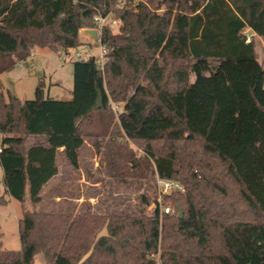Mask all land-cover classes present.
<instances>
[{
  "label": "trees",
  "instance_id": "obj_1",
  "mask_svg": "<svg viewBox=\"0 0 264 264\" xmlns=\"http://www.w3.org/2000/svg\"><path fill=\"white\" fill-rule=\"evenodd\" d=\"M117 2L0 0V75L77 49L97 12L122 22L102 32L104 72L72 63L71 100L0 86V207L21 205V249L0 243V264H264V62L246 42L264 46V0ZM93 151L101 189L84 196L62 167L92 180ZM157 178L185 188L162 200L173 214L157 195L147 212Z\"/></svg>",
  "mask_w": 264,
  "mask_h": 264
},
{
  "label": "rangeland",
  "instance_id": "obj_2",
  "mask_svg": "<svg viewBox=\"0 0 264 264\" xmlns=\"http://www.w3.org/2000/svg\"><path fill=\"white\" fill-rule=\"evenodd\" d=\"M115 32L117 30H114ZM81 40L83 45L77 48V51L84 54L90 52L94 55L100 53V45L98 42H94L86 34L81 32ZM92 44V48L89 47ZM258 59L260 62H264V51L262 45L257 42L256 46ZM47 53L49 50H47ZM39 52V50L37 51ZM73 62H63L61 58L54 53L50 58H35L31 63L29 62H18L11 70L3 73L1 80L3 86L1 88L5 93L8 91L18 96L21 100H33L35 98V91L40 81L44 83V94L45 96H51L56 100H71L72 89H73V73H72ZM113 107V106H112ZM121 107V105H120ZM137 155L142 156L143 152L136 149ZM86 154L85 158L88 162L94 166L92 169L94 174L93 178L88 179L84 170L80 172L68 173L66 168L62 167L63 177L65 180L74 181L77 185L81 186L84 196L91 189L97 187L101 189V183H94L101 179V175L98 172L100 166V157ZM3 170L0 166V196L4 193V178ZM153 194H149L150 202L147 207V212H150L155 205L156 195L158 198L157 190H154ZM155 193V194H154ZM84 199V197H83ZM81 199V202L83 201ZM91 203L94 205L96 200L91 199ZM21 219V205L17 201L9 202L6 206L0 207V243L3 249L18 251L21 249L20 235H19V220ZM36 264H44L42 255L37 256Z\"/></svg>",
  "mask_w": 264,
  "mask_h": 264
},
{
  "label": "built area",
  "instance_id": "obj_3",
  "mask_svg": "<svg viewBox=\"0 0 264 264\" xmlns=\"http://www.w3.org/2000/svg\"><path fill=\"white\" fill-rule=\"evenodd\" d=\"M126 0H118L116 8H119ZM122 25L121 20L115 18L113 14L104 16L100 12H97V14L93 18V27L89 29H93L97 32L98 36V43L100 45V53L98 55H94L90 52H86L84 54L77 51V49H68L66 51H58L57 55L61 58L63 62H75V61H86L89 59H93L95 63L97 64L100 71L104 72L105 64L109 61L107 58L108 55V48L101 44V36L102 32L106 27H111L113 30H118L119 27ZM247 33V30H246ZM247 43H251V37L247 35ZM113 110L116 111L118 109L117 105H113ZM156 190L158 193L157 198V205L160 210V214H173L175 211L170 208H163L162 206V200L165 196L171 195L175 192L184 193L185 188L180 183L172 180H162L157 178L156 181ZM153 259H155L156 264H162L161 258H160V250L156 255H152Z\"/></svg>",
  "mask_w": 264,
  "mask_h": 264
},
{
  "label": "crops",
  "instance_id": "obj_4",
  "mask_svg": "<svg viewBox=\"0 0 264 264\" xmlns=\"http://www.w3.org/2000/svg\"><path fill=\"white\" fill-rule=\"evenodd\" d=\"M82 32V34H85V30H82L81 31ZM248 36H250L251 37V39H252V37H255V39H256V42H258L259 41V43L262 45V48L264 47L263 46V42H262V39L260 38V37H258V36H256L252 31H250V30H247V33H246ZM39 50V52H37ZM48 49H40V48H36L34 51H33V53H32V55H31V57H29L27 60H26V62H29V63H31V62H33L34 60H35V58H43V59H48V58H50L52 55H54V53L53 52H51L50 50H49V52H51V53H47L48 51H47ZM257 51V50H256ZM257 56H258V54H257ZM259 60V59H258ZM72 73H73V65H72ZM2 78H3V74H1L0 75V85L1 86H3V84H2V82H1V80H2ZM9 92V91H8ZM71 94H72V92H71ZM18 97V96H17ZM49 97H51V96H49ZM19 98V97H18ZM53 98V97H52ZM20 99V98H19ZM55 99V98H54ZM21 100V99H20ZM22 101H27V100H22ZM65 101H69V100H65ZM63 149H59V151H62ZM2 170H3V168H2ZM82 171V170H81ZM3 175H4V171H3ZM3 178H4V176H3ZM4 191H5V186H4V189H3ZM8 198V200H9V202H12L13 200L11 199V198H9V197H7Z\"/></svg>",
  "mask_w": 264,
  "mask_h": 264
},
{
  "label": "water",
  "instance_id": "obj_5",
  "mask_svg": "<svg viewBox=\"0 0 264 264\" xmlns=\"http://www.w3.org/2000/svg\"><path fill=\"white\" fill-rule=\"evenodd\" d=\"M83 15V13H82ZM82 20L84 21L83 17H82ZM85 34L87 36H89L91 39H93L94 42H98V36H97V32L93 29H85ZM103 106V97H102V93L101 91L98 92V99H97V102H96V106L95 108L96 109H100L102 108Z\"/></svg>",
  "mask_w": 264,
  "mask_h": 264
}]
</instances>
